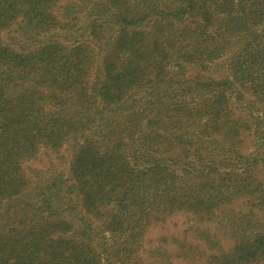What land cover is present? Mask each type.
<instances>
[{
  "label": "trees",
  "instance_id": "16d2710c",
  "mask_svg": "<svg viewBox=\"0 0 264 264\" xmlns=\"http://www.w3.org/2000/svg\"><path fill=\"white\" fill-rule=\"evenodd\" d=\"M235 205L203 264H264V0H0V264H170L155 221Z\"/></svg>",
  "mask_w": 264,
  "mask_h": 264
},
{
  "label": "rangeland",
  "instance_id": "374dc122",
  "mask_svg": "<svg viewBox=\"0 0 264 264\" xmlns=\"http://www.w3.org/2000/svg\"><path fill=\"white\" fill-rule=\"evenodd\" d=\"M14 37L13 27L1 34L2 41L8 44ZM207 71L211 75L218 76L223 74L224 68L212 65L208 67ZM68 160V152L64 149L57 154L39 152L34 159L23 164L27 188L37 182L41 183L56 170L64 169L66 171ZM240 210V206L235 205L232 212H216L215 216L208 218L205 215L196 214H171L155 221L148 229L144 239L145 248L155 251L154 255L156 256L157 254H160V257L164 256L163 260L168 255L170 264H203L209 256L230 252L233 242L226 233L227 221L225 220L226 218L236 219ZM183 239L188 245L198 246L199 249L191 256L192 260L179 262L174 257V252H179Z\"/></svg>",
  "mask_w": 264,
  "mask_h": 264
}]
</instances>
